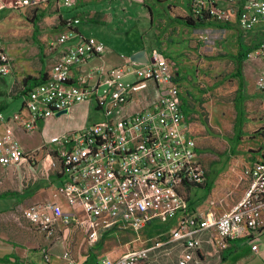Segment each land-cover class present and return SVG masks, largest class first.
Instances as JSON below:
<instances>
[{
	"label": "built area",
	"instance_id": "obj_1",
	"mask_svg": "<svg viewBox=\"0 0 264 264\" xmlns=\"http://www.w3.org/2000/svg\"><path fill=\"white\" fill-rule=\"evenodd\" d=\"M218 1L190 0V15L206 14L216 22H234L244 33L264 37V0H222L228 4L225 7ZM76 3L62 0L65 7ZM79 21H67L66 28L57 35V45H50L61 47L60 56L45 79L25 94L27 117L15 112L0 130V165L32 167L35 151L24 152L16 128L32 132L38 120L63 109L68 112L85 101H94L103 113L102 122L50 137L53 150L41 147L49 169L57 170L54 174L59 182L49 197L26 206L22 216L48 241L45 260L49 261L50 246L63 244L61 233L71 229L80 230L91 247L110 231L139 232L154 220L172 219L176 222L164 237L119 257L102 258L98 264H140L150 252L173 240L181 247L177 264H193L203 234H208L205 241L216 252L237 239L247 240L255 251V242L264 230V159L245 167L247 185L230 209L220 214L211 208L204 213L193 211L185 190L203 185L206 172L196 158V142L187 128L180 89L167 61L154 51L153 62L127 57L126 69L109 66L104 61L107 46L94 36L84 37L72 29ZM247 58L257 61L256 84L264 88V38ZM95 59L97 63L92 62ZM10 72L11 63L0 43V78ZM128 72L134 75H125ZM127 77L134 80L125 81ZM149 82L155 85L153 100L128 109L134 95L146 89ZM61 257L65 264H83L68 245L62 246Z\"/></svg>",
	"mask_w": 264,
	"mask_h": 264
},
{
	"label": "rangeland",
	"instance_id": "obj_2",
	"mask_svg": "<svg viewBox=\"0 0 264 264\" xmlns=\"http://www.w3.org/2000/svg\"><path fill=\"white\" fill-rule=\"evenodd\" d=\"M118 1L125 3L129 9L127 12L129 15L142 13L143 18L139 20L141 22L139 24L145 26L143 31L150 30L152 19V14L144 4L153 8V40L157 38L149 58L156 51L158 57L169 61L171 74L176 77L181 94L187 101L188 110L185 103L183 109L196 116L190 122V132L195 135V142L198 146L196 158L210 169V179L216 177L218 180L219 176H226L227 179L231 177L232 180L236 178V183L241 181L243 186L244 166L250 165L253 160L261 159L264 155V88H259L256 84L257 61L248 59L246 56L242 63L246 93L245 97H239L237 95L238 84L233 77L232 56L240 41L253 46L264 38L263 35L254 32L243 33L234 22L224 23L229 28H187L177 25L171 19L191 14L188 0H144L142 3L130 0H89L87 7H80V11L77 10V6L68 10L61 7L60 11L67 17L81 15L82 21L77 26L84 34L97 37L107 47L112 46L118 52H126L122 42H124L125 35L124 27L128 24H125V16L122 13L116 15L114 8L116 7L119 12L118 7L115 6ZM218 5L225 7L228 4L219 0ZM48 8L46 12L50 11ZM31 11L34 10L31 9ZM87 11L95 15L97 12L105 13L107 16L105 19L99 17L98 20L89 21L90 16H87L89 13ZM62 27L66 28V26ZM53 36L56 37H52L51 44L56 46L57 34ZM149 36L150 34L146 36V41ZM27 48L30 49L31 46L18 47L17 50L22 52ZM124 80L133 81L134 77H127ZM13 85L14 79L11 76H5L4 81H0V103L4 104L0 123L7 114H12L22 103L20 95L14 96L13 92H10ZM154 89L155 85L149 82L148 88L134 95L129 109L136 105L138 99L141 100L140 104H137L138 107L149 101L150 92L153 94ZM13 91H18L16 85ZM103 120V113L96 109L93 101L88 122L94 124ZM40 127L38 123L32 132H17V139L23 146L24 152L35 151V157L38 160H41L45 153L41 148L43 146L36 149L40 144L38 132ZM46 146L48 150H53L55 147L53 144ZM30 164L34 167L36 160ZM33 167L14 166L8 174L0 167V193L5 191L19 193L18 200L14 199L10 209L1 219L6 229L11 228L13 231L18 229V232L28 231V223L23 219L21 209L33 202L28 197L30 189L35 181L42 179L36 175L32 176L30 169ZM51 172L54 174L57 170ZM56 178L53 177V180L57 184L58 179ZM205 194L206 191L200 187H192L189 196L191 199L197 197L202 199ZM4 201L5 199H1L0 203Z\"/></svg>",
	"mask_w": 264,
	"mask_h": 264
},
{
	"label": "crops",
	"instance_id": "obj_3",
	"mask_svg": "<svg viewBox=\"0 0 264 264\" xmlns=\"http://www.w3.org/2000/svg\"><path fill=\"white\" fill-rule=\"evenodd\" d=\"M189 1L190 0H188V3ZM88 2L89 0H77L76 5L73 7L77 6V10L80 11V7H87ZM106 5H108V3H106ZM144 5L146 6L148 4ZM115 6H117L119 10L118 12L116 7L114 8L116 15H120L122 13V15L125 16V24H128L127 27H124L125 35L124 42H122L123 47L126 48V52H118L112 46H108V51L104 54V61L106 64L109 66H123L126 69L128 67L126 63L127 57L131 58V55L138 51L143 52V60L153 62V56L148 60L145 59V56H148V54L151 53L154 48V41H156L157 38L156 37L155 40H153L154 35L152 33V28L154 15H151L152 19L150 20V30L143 31L145 26L139 24L141 23L139 20L143 18L141 17L142 13L129 15L127 13L129 12V9L122 1L115 3ZM61 7L66 8V10L73 8L63 6L62 0H0V43L11 63V72L7 76H11L14 79V85H16L18 89V91L14 92L13 85L10 92H13L12 95L14 96L20 95L22 99L20 107L15 109L12 114L20 112V114L24 117H27L28 115L26 109L24 108L25 94L22 93V89L24 88L23 79L28 75L37 77L40 73H43L46 76L50 71L51 66L60 56L61 47H50L53 42L52 37H56L53 35H58L61 31H63L65 28L62 26H67L66 22L72 18H78L80 20L79 23L82 21L81 15H74L73 17L65 16V14L60 11ZM47 8L50 11L46 12L45 10H47ZM31 9L35 12L31 11ZM38 12H44L45 16L38 19L34 23V17L39 14ZM88 12L89 11H87V13ZM108 15L111 16L109 13ZM87 16H90L89 21H95L96 19L98 20L99 17L100 19H105L107 14L97 12L95 15L90 14L89 12ZM171 21L177 25L184 26L177 23L174 19H171ZM210 21L213 20L210 19ZM77 24H73L72 29L84 37H88L82 32V30L79 29ZM199 27L215 26L201 25L187 28ZM55 31L57 32L54 34ZM149 34L150 36L148 41H146V36ZM27 45L28 47L31 46V48H27L22 52L17 50L18 47L23 48ZM166 61L169 66V61ZM92 62L97 63L98 60L95 59ZM256 64L258 66V63ZM125 75L134 74L128 72ZM4 78H0V81H4L2 80ZM243 79L245 82L244 93H246V81L244 74ZM34 85H27V88L30 89ZM150 95V100H153L156 96L155 89L153 94L150 92ZM180 98L187 128L190 135L195 139V135L190 132V122L192 118H196V116L189 114L188 111L183 109L184 103L187 107V101L182 96L181 91ZM137 101L138 103H135L136 105L131 109L134 110L138 108L137 104H139V99ZM92 102L93 101L81 102L72 106L66 114L51 116L44 120H38L37 124L40 123L41 126L38 131L40 144H38L36 149L50 144L48 140L52 136H60L66 131L77 130L92 125L88 122V115L89 111H91ZM131 105V103L128 105V109ZM3 107L4 104L0 103V114ZM10 115L11 114H7L3 119V122L0 123V130L5 129V120ZM18 131L22 130L17 128L14 130L17 138ZM197 149L198 146L196 144V150ZM25 151L29 150L25 149ZM31 151L33 150H30L29 152ZM262 159H264V155L262 156ZM254 161L256 160H253V162ZM25 165L27 164H22L20 166ZM248 166L249 165L246 164L244 167ZM0 167H2L6 174H8V171L14 166L3 167L0 165ZM203 167L206 172L205 183L203 185L190 186L185 190V195L188 199L189 205L193 211L198 213H204L208 208L213 209L218 214L223 213L230 209V207L241 198L247 185L246 178L243 179V186L241 181L238 184L236 183V178L232 180L231 177L227 179L226 176H219L218 180L216 177L214 179H210V169L206 168L204 165ZM30 170L33 173L32 176L36 175L42 179H40L41 181L38 180L33 183L28 196L29 200L35 202L49 197L52 187L56 185L53 177L56 178L57 176L49 169L48 162L45 160L44 156L41 160L36 158V164ZM49 171L51 173H49ZM56 179H58V177ZM192 187H200L206 191V194L202 199L198 197L191 199L189 195L192 192ZM18 197L19 193H13L12 195L0 197V200L5 199L4 202L0 203V264H65L61 257L63 245H68L72 249L73 255L78 262L83 264H98L102 258L119 257L131 249L147 246L152 240L158 238L159 236L164 237L168 234L176 222L175 219H172L165 222L167 223L165 224L164 222L154 220L147 224L139 232H134L132 230L110 231L91 247L87 246L85 243V237L80 230L71 229L70 231L64 232V234L61 233L62 239L64 240L63 244L54 243L50 246L49 261H46L43 257V253L48 241L44 238L42 233L33 229V227L30 226L24 218L23 219L28 223V231L26 232H18V229L15 231L11 228L6 229L1 222V219L4 217V213L10 209L14 199L15 201L18 200ZM211 202L213 203L212 207L209 205ZM24 208L25 207H22L21 209V215ZM207 237L208 234L201 235L202 245L196 253L193 264H264V230L260 233L257 241L255 242L257 245V249L255 251L251 249V244L248 243L247 240L237 239L230 241L228 247L224 250L216 252L215 249L205 241ZM180 251V243L173 240L158 248L156 251L150 252L147 260L140 264H177V257Z\"/></svg>",
	"mask_w": 264,
	"mask_h": 264
},
{
	"label": "trees",
	"instance_id": "obj_4",
	"mask_svg": "<svg viewBox=\"0 0 264 264\" xmlns=\"http://www.w3.org/2000/svg\"><path fill=\"white\" fill-rule=\"evenodd\" d=\"M148 10L150 11L151 14L152 8L149 5H146ZM44 16V12H40L38 15H35V20L33 21L34 23L40 18ZM174 20L186 27H197L201 25H208V26H215V27H221V28H229L227 24L221 23V22H216V21H210V17L206 14L203 15H197V16H192V15H187L185 17H175ZM261 40L256 42L253 46L247 45L240 41L237 44V49L236 52L233 55V63H234V70H233V76L237 79L238 81V88H237V95L239 97L244 96V79H243V73H242V63L246 59V56L248 52L256 46ZM151 53L148 54V56H145V59L148 60L150 57ZM45 79V74L40 73L37 77L34 76H26L23 79V85L24 88L22 89V93L26 94L29 88H27V85H34L39 82H42ZM4 80V79H2ZM13 193L10 191H5L0 193V197H5L7 195H12Z\"/></svg>",
	"mask_w": 264,
	"mask_h": 264
},
{
	"label": "water",
	"instance_id": "obj_5",
	"mask_svg": "<svg viewBox=\"0 0 264 264\" xmlns=\"http://www.w3.org/2000/svg\"><path fill=\"white\" fill-rule=\"evenodd\" d=\"M142 57H143V52L142 51L135 52L134 54L131 55V58L133 60L138 61V62H140V61H144L145 62V60H143ZM65 113H67V110L66 109H63V110L57 112L55 114V116H60V115H63Z\"/></svg>",
	"mask_w": 264,
	"mask_h": 264
}]
</instances>
